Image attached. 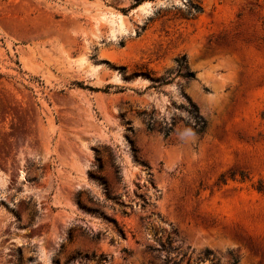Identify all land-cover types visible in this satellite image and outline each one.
Listing matches in <instances>:
<instances>
[{"label":"rangeland","instance_id":"obj_1","mask_svg":"<svg viewBox=\"0 0 264 264\" xmlns=\"http://www.w3.org/2000/svg\"><path fill=\"white\" fill-rule=\"evenodd\" d=\"M0 264H264V0H0Z\"/></svg>","mask_w":264,"mask_h":264},{"label":"trees","instance_id":"obj_2","mask_svg":"<svg viewBox=\"0 0 264 264\" xmlns=\"http://www.w3.org/2000/svg\"><path fill=\"white\" fill-rule=\"evenodd\" d=\"M201 12H202V8L199 5H195L190 8L189 15L193 16ZM182 59L184 62H186V56H184ZM184 76L188 79H194L195 77L193 73H186ZM205 128H206V124L203 121H197L196 124L191 128V131L194 134L200 135L203 134Z\"/></svg>","mask_w":264,"mask_h":264}]
</instances>
